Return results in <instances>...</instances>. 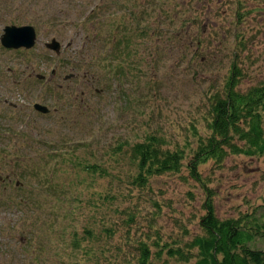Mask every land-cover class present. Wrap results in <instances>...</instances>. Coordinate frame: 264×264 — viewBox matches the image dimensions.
Listing matches in <instances>:
<instances>
[{"label": "rangeland", "instance_id": "1", "mask_svg": "<svg viewBox=\"0 0 264 264\" xmlns=\"http://www.w3.org/2000/svg\"><path fill=\"white\" fill-rule=\"evenodd\" d=\"M109 1L0 0V37L7 25L28 24L37 36L29 49L0 44V264H136L141 243L163 264L160 245L202 233L208 196L222 219L264 204V156L208 159L202 181L186 165L195 130L210 132L208 97L224 93L232 65L236 89L264 81V0H122L111 9ZM108 9L115 14L102 16ZM125 32L136 65L115 76L108 53ZM52 37L59 55L45 45ZM151 133L184 148L183 166L139 186L130 146L115 150ZM88 163L107 174L81 169ZM250 246L264 250V235Z\"/></svg>", "mask_w": 264, "mask_h": 264}, {"label": "trees", "instance_id": "2", "mask_svg": "<svg viewBox=\"0 0 264 264\" xmlns=\"http://www.w3.org/2000/svg\"><path fill=\"white\" fill-rule=\"evenodd\" d=\"M99 3L92 5L86 16L89 18L87 20L92 23L95 10H99ZM121 4L122 0H110L108 7L111 9ZM103 12L102 16L106 17L115 14V12L110 13L109 9ZM150 14L148 8L142 11V15ZM87 20L84 17L82 24ZM125 22H119L117 27L120 28L121 25L124 28ZM138 30L141 31L143 37H147L150 33L147 28ZM155 32L156 30L153 29L152 34ZM132 37L131 32H125L120 38H113L116 45L111 50H114V53L110 52L108 55L109 60L110 58L118 60L115 76L116 74L125 76L136 65V62L133 63V60H130L135 51L132 46L134 42ZM120 45L123 51L119 49ZM232 66L224 93L215 91L208 97L210 101L205 121L206 128L210 131L209 134L201 137L194 128V135L197 136L196 146L191 150L192 155L186 165L190 174L200 181L202 180L199 175V165L208 159L220 162L231 153L264 156V81L242 92L236 89L237 67L234 64ZM129 67L133 68L129 71ZM121 143L130 146V158L136 162L137 167V172L132 178L133 182L139 186L147 183L153 175L168 171L178 172L183 166L184 148L180 146L170 148L163 136L159 134H146L141 140L130 144L121 141L115 153L123 148L120 146ZM53 145L54 143L50 146V155L51 160L56 163L55 153L59 147H53ZM81 169L97 171L101 174L108 172L100 164H84ZM203 207L205 212L199 221L202 233L195 235L184 244L160 245L155 255L161 258L163 254H166L167 259L163 264H169V260L180 264H264V250L250 246L252 240L264 235V204L254 207L249 213L241 214V217L225 219L217 217L211 196H208ZM155 246H159V242H156ZM75 247H79L77 242H75ZM138 249L140 253L136 264H156L151 259L152 255L146 243H141ZM73 264L84 263L75 261Z\"/></svg>", "mask_w": 264, "mask_h": 264}, {"label": "water", "instance_id": "3", "mask_svg": "<svg viewBox=\"0 0 264 264\" xmlns=\"http://www.w3.org/2000/svg\"><path fill=\"white\" fill-rule=\"evenodd\" d=\"M36 40V32L32 25H7L4 28V32L2 33V36L0 37V42L3 44L6 48H15L18 49L19 47H25L28 48L32 47L35 44ZM45 45L49 49H53L56 53H60L61 45L54 37L50 39L49 42L45 43ZM72 74L66 75V77H69ZM43 77V75L40 76V78ZM34 107L40 111V112H48L49 107L46 105H42L40 103H35Z\"/></svg>", "mask_w": 264, "mask_h": 264}]
</instances>
